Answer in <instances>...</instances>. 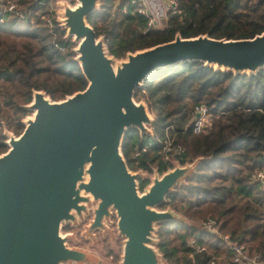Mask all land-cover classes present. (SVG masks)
<instances>
[{
	"label": "trees",
	"instance_id": "trees-1",
	"mask_svg": "<svg viewBox=\"0 0 264 264\" xmlns=\"http://www.w3.org/2000/svg\"><path fill=\"white\" fill-rule=\"evenodd\" d=\"M13 1L27 15H8L0 23V153L8 148L2 122L19 134L29 112L23 105L34 90L59 100L87 85L75 59V43L65 36L48 0ZM125 2L99 0L87 16L116 58L172 40L176 33L248 38L264 31V0H179L181 14L168 12L165 23L155 26H148L146 16L129 3L122 12L119 6ZM134 98L146 102L154 120L152 134L126 129L121 152L128 168L159 173L170 168L171 162L160 153L166 131L184 149L180 164L203 157L196 171L159 206H169L187 219L157 225L156 247L166 264H237L225 240L198 224L207 217H214L219 232L245 243L251 254L264 255V193L250 183L251 174L264 167V67L246 73L201 60L181 61L152 71L135 89ZM202 102L210 108V123L194 133L184 126L194 105ZM142 146L146 150L136 154ZM148 183L147 178L139 179V189ZM190 240L205 248L197 251Z\"/></svg>",
	"mask_w": 264,
	"mask_h": 264
},
{
	"label": "water",
	"instance_id": "water-1",
	"mask_svg": "<svg viewBox=\"0 0 264 264\" xmlns=\"http://www.w3.org/2000/svg\"><path fill=\"white\" fill-rule=\"evenodd\" d=\"M77 1L63 5L61 24L76 43L75 59L87 85L59 100L34 90L25 105L33 116L17 136L6 133L8 148L0 153V264L84 262L89 254L69 246L60 228L91 202L96 206L89 229L103 227L111 208L116 213L124 236L120 264H166L156 247L157 225L186 217L158 207L203 157L155 172L139 192L143 173L128 168L121 142L129 127L152 134L154 118L134 98L135 89L155 69L181 61L255 73L264 67V31L248 38L176 33L172 40L127 52L114 65L104 36L87 21L99 0Z\"/></svg>",
	"mask_w": 264,
	"mask_h": 264
},
{
	"label": "built area",
	"instance_id": "built-area-1",
	"mask_svg": "<svg viewBox=\"0 0 264 264\" xmlns=\"http://www.w3.org/2000/svg\"><path fill=\"white\" fill-rule=\"evenodd\" d=\"M121 1V0H117ZM127 2L121 4L119 9L122 12L128 10L127 3L135 7L136 12L146 16L147 25L155 26L161 23V20L166 17L167 13H180L181 9L178 6L179 0H158L152 2L151 0H125ZM8 15H16L20 18H25L27 12L18 7L13 0H0V23H3ZM51 23V20L47 18ZM210 108L206 103H197L194 105L189 121L184 128H189L192 132L198 133L208 127L210 123ZM170 128H173L170 125ZM7 141V138L5 139ZM7 143V142H6ZM8 145V144H7ZM146 150V146L137 149L136 154ZM183 147L180 143L174 142V135H170L168 131L165 137L160 140V153L164 160L171 163L178 162L179 156L183 153ZM250 183L258 186L264 193V167L255 170L250 177ZM203 229L218 233L226 242L230 250L231 260L237 264H264V255L259 253L251 254L245 243L238 242L230 238L228 233H221L216 227V220L213 217H207L200 223ZM190 245L194 246L197 251L203 250L204 245L196 244L194 240H190ZM213 261V260H211Z\"/></svg>",
	"mask_w": 264,
	"mask_h": 264
},
{
	"label": "rangeland",
	"instance_id": "rangeland-1",
	"mask_svg": "<svg viewBox=\"0 0 264 264\" xmlns=\"http://www.w3.org/2000/svg\"><path fill=\"white\" fill-rule=\"evenodd\" d=\"M65 3L73 5L75 3V0H48V8H50V10L53 12L54 17L59 21L60 24H61V18H62L61 12L63 10V5ZM164 18H165V16H164ZM164 18L161 20V25L163 23H165ZM65 36H66V33H65ZM70 38L72 39V37H70ZM75 45H76V43H75ZM74 47H73V50H74ZM109 56H111V54H109ZM124 58H126V56L123 58L114 57V65L116 62H118L119 60L124 59ZM45 94H46V96H49L46 92H45ZM142 101H144V100H142ZM26 104H24L23 106L25 107ZM28 110H29L28 114L22 119L23 123H24V120L28 116H31V117L33 116V110H30V109H28ZM152 117H153V115H152ZM1 125H2L1 126L2 127V133L4 134V136L6 138H8L6 135L7 132H11L15 136L18 135L16 132H14L12 129H10V127L6 123L2 122ZM150 127H151V125H150ZM151 129H152V127H151ZM175 163H178L179 165H183V164H180L179 161L173 162L170 164L171 165L170 168H172ZM170 168H168V169H170ZM130 170L134 171V172H136L138 170L142 171L143 175H141V177H139L137 179V183H138L139 179H146V178L149 179V183H150L152 177L155 175V172H157L158 175L162 174V173H159L156 169H152L151 172H148V171H145L142 169H130ZM147 185L145 187H147ZM139 192H142V191L139 190ZM95 206H96V203L91 202V203L87 204L86 210L83 211L81 215H76L75 220L63 221L61 223L60 233L62 235L66 236V243L69 246H75V247L81 248L89 254V258L80 264H120L124 236L121 235L117 229L116 213H115L114 209L111 208L110 215L107 218H104V220H103L104 221L103 227H97L94 229H89L88 226H89L90 220L93 217V208ZM167 207L169 208V206H167ZM167 207H164V208H167ZM158 208L164 209L161 207H158ZM176 212H178V211H176ZM178 213H180V212H178ZM186 221H187V219H186ZM200 223H201V221L198 224H200ZM62 264H79V263L63 262Z\"/></svg>",
	"mask_w": 264,
	"mask_h": 264
},
{
	"label": "crops",
	"instance_id": "crops-1",
	"mask_svg": "<svg viewBox=\"0 0 264 264\" xmlns=\"http://www.w3.org/2000/svg\"><path fill=\"white\" fill-rule=\"evenodd\" d=\"M152 2H156L157 0H151ZM160 1L158 0V3H159Z\"/></svg>",
	"mask_w": 264,
	"mask_h": 264
},
{
	"label": "bare ground",
	"instance_id": "bare-ground-1",
	"mask_svg": "<svg viewBox=\"0 0 264 264\" xmlns=\"http://www.w3.org/2000/svg\"><path fill=\"white\" fill-rule=\"evenodd\" d=\"M77 2H78V1H77V0H75V3H77ZM75 3H74V4H75ZM70 5H71V4H70Z\"/></svg>",
	"mask_w": 264,
	"mask_h": 264
}]
</instances>
